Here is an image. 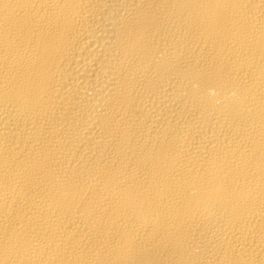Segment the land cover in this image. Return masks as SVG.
<instances>
[{"label": "bare ground", "instance_id": "1", "mask_svg": "<svg viewBox=\"0 0 264 264\" xmlns=\"http://www.w3.org/2000/svg\"><path fill=\"white\" fill-rule=\"evenodd\" d=\"M0 264H264V0H0Z\"/></svg>", "mask_w": 264, "mask_h": 264}]
</instances>
